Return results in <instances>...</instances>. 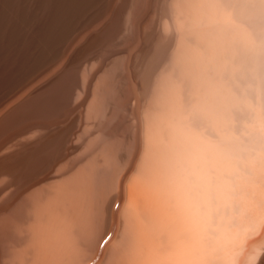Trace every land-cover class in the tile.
I'll return each instance as SVG.
<instances>
[{
  "label": "rangeland",
  "instance_id": "rangeland-1",
  "mask_svg": "<svg viewBox=\"0 0 264 264\" xmlns=\"http://www.w3.org/2000/svg\"><path fill=\"white\" fill-rule=\"evenodd\" d=\"M207 1L0 0V165L15 163L0 171V264H254L259 256L264 264V141L252 127L264 120L263 104L240 100L248 110L240 104L238 123L231 118L232 94L242 91L244 64L255 53L231 56L232 24L228 38L219 33L237 13L245 37L254 32L243 16L249 9L235 8L243 0H222L236 13L222 14L219 26L209 24L211 11L203 14ZM220 38L228 39L226 51ZM235 58L240 76L231 70ZM236 73L241 84L232 80ZM247 103L263 119L251 121L248 134L257 141L243 150L236 129L249 125L241 121L251 111ZM231 126L238 151L228 143ZM254 144L261 150L252 156ZM226 148L235 151L228 159L234 167L245 162L243 151L248 159L222 178L247 176L225 206L210 196L211 216L223 207L227 214L221 209L220 226L209 218V228L227 232L228 243L215 244L224 235L204 227L202 187L216 183ZM248 155L257 176L250 164L252 176L243 172Z\"/></svg>",
  "mask_w": 264,
  "mask_h": 264
},
{
  "label": "bare ground",
  "instance_id": "bare-ground-1",
  "mask_svg": "<svg viewBox=\"0 0 264 264\" xmlns=\"http://www.w3.org/2000/svg\"><path fill=\"white\" fill-rule=\"evenodd\" d=\"M206 1H207V0H206ZM210 1H211V0H210ZM225 1H226V0H225ZM230 1H231V0H230ZM237 1H240V0H236V2H235V0H232V2H234V3H237ZM212 2H213V0H212ZM212 2H209V0H208V1H207V3H208L207 5L204 4L205 1H204V3H203L204 5H206V9H207V6H211V7H208V9H207V10L210 9L209 11H206V9L202 8L204 5L200 7V8H202V10L204 9L203 14H206L207 12H210V11H211L210 13H207V16H208L207 18H208V19L210 18L209 16H211V15H212V16H211V19L214 18V16L216 17V18H215V19H217L216 21H215L214 19H212V20L209 19V20H210V21H209V22H210L209 24H211V25L216 24L217 22H219L218 24H221L222 22H220V21H223L224 19H222V20L220 19V20H219V18H222L225 12H226V14H227V15H225L226 17L228 16V13H229L231 10H232V12H233L234 14L236 13V12H234L235 9L233 10V9L231 8L232 6H230V5H235L234 3H233V4H229L231 10H228L229 8L226 9V8H227V7H226L227 5L225 6L226 8H223V7H224V6L222 5L223 3L220 4V3L222 2V0H221V1H219V0L216 1V0H215L213 3H212ZM223 2H224V1H223ZM240 2H242V3H240ZM240 2H238V3L235 5V8H236L237 6H240V7H241V12H242V9H243V8L249 9L248 13L245 14V15H243V16H246L245 19L248 18L247 20H249V21H248V23L250 24V25L248 24V25L250 26V27H249V31L251 32V30H252V31L254 32L253 35H254L255 38H253V42H252V40H251V38H250L251 36H253L252 34H251V36L248 35V36L245 37L246 34H243L244 32L241 31V30L244 31V24H241V25H243V28H242L241 25H240V23H242V22L239 21L240 23L238 22V24H237V23H236V24L234 23L235 20H237L238 18H240V17H239V16H241L240 13H239L238 18H237L236 15H237L238 13L235 14V16H234V15L231 14L232 12H230L231 17L233 18V19H232V18L229 16V17L231 18L230 21L233 20L234 22H233V23H229V22L227 21V20H229V19H227L226 22L221 26V28H220L221 31L218 30L219 33L221 32V34L223 33V35H226V36H224V37H222V38H228V37H227L228 32H229L228 29H230L229 26H230V24H232V25H231V26H232L231 29L234 30V34H235V35L233 36L232 42H233L234 44H235V42H237V46H238V48H237V46H235L236 49H233V52H232L233 54L231 53V54H232L231 56H233L234 53L236 52V57H240V55H239L240 53H239L238 51H241V49H243L244 52L248 50L250 53L253 52V50H254V53H255L254 55H253V53H251V54H252V57L249 56V58H250L249 63L246 62V65L244 64V66H245L244 69H246V70H245L246 72H245V78H244L245 80H244L243 89H242V91H240V92L237 90L236 94H234V93L232 94V97L235 96V97H234L235 100H232V101H233V103L235 102L234 104L237 105L236 109H235L234 106H232V107H234L236 113H237V112H240L239 110H241V108H239V107H241V106H242V110H243V108H245V110H248V109H246V107L240 102V100H243V101H245L244 103H246V102H248V99H249V100L252 99L251 101H253V104H254V106H255L256 108H258V106L261 107L262 104H263V106L261 107V108H262V114H263V113H264V112H263V111H264V10L262 9V3H261V0H250L249 2H248V0H247V1H246V0L244 1V0H243V1H240ZM10 3H11V2H10ZM218 3H219V4H218ZM201 4H202V3H201ZM215 4H216V5L218 4V5L215 6ZM238 4H239V5H238ZM241 4H242V6H241ZM212 6H213V7H212ZM77 7H78V6H77ZM221 7H222V8H221ZM200 8H199V9H200ZM217 8H219V9H217ZM237 8H238V7H237ZM8 9H9V8H8ZM213 9H214L215 11H214ZM224 9H225V10H224ZM239 9H240V8H239ZM239 9H238V10H239ZM219 10H220V11H219ZM226 10H227V11H226ZM57 11H58V10H57ZM197 11H198V10H197ZM239 11H240V10H239ZM199 12H200V11H199ZM193 13H194V12H193ZM200 13H201V12H200ZM200 13H199V14H200ZM217 13H218L219 15H218ZM61 14H62V13H61ZM197 14H198V13H197ZM215 14H216V15H215ZM222 14H223V15H222ZM243 14H244V13H243ZM201 16H202V15H201ZM218 16H219V17H218ZM226 17H225V18H226ZM229 17H228V18H229ZM199 18H200V17H199ZM202 18H204V17H202ZM208 19H207V20H208ZM218 20H219V21H218ZM238 20H241V19H238ZM204 22H205V21H204ZM0 23H1V22H0ZM243 23H244V22H243ZM218 24H216V25H218ZM225 24H226V25H225ZM234 24H235V25H234ZM224 25H225V28L223 27ZM233 25H234V28H233ZM248 25H247V26H248ZM218 26H219V25H218ZM238 27H240V29H239ZM203 28H205V27H203ZM213 28H214V30H215V26H214ZM213 28H212V29H213ZM216 28H217V26H216ZM212 29H211V30H212ZM224 29H225L226 31H225ZM207 30H208V29H207ZM211 30H210V31H211ZM223 30H224V31H223ZM199 31H200V30H199ZM203 31H204V30H203ZM230 31H231V30H230ZM240 31H241V32H240ZM207 32H209V31H207ZM211 33H212V31H211ZM217 33H218V32H217ZM226 33H227V34H226ZM241 33H242V36H241ZM214 34H216V33H214ZM214 34H212V35H214ZM221 34H220V35H221ZM248 34H249V33H248ZM220 35H216V36H220ZM223 35H221V36H223ZM237 35H238V36H237ZM221 36H220V37H221ZM240 36H241V37H240ZM249 36H250V37H249ZM214 37H215V35H214ZM248 37H249L248 40H250V42L248 43V46H246V45H244V43H246V38H248ZM215 38H216V40H217L218 37H215ZM222 38H220V39H221L223 42H222V41H219V42H220V44L222 43V46H223V47L221 46V48L223 49V51H224V50L226 51V49H225L226 47H225V46L228 47V45L226 44L228 41H225V40H228V39H222ZM234 38H235V39H234ZM218 39H219V38H218ZM255 39H256V40H255ZM234 40H236V41H234ZM214 41H215V40H214ZM224 41H225V42H224ZM254 41H256V42H254ZM211 42H213V41H211ZM216 42H217V41H216ZM238 42H240L241 45H240V43H238ZM252 43H253V44H252ZM257 43H258V46H257ZM225 44H226V45H225ZM238 44H239L240 46H239ZM246 44H247V43H246ZM249 44L253 45V46H252L253 48H251V47L249 46ZM210 45H212V44H210ZM254 45L256 46V48H255ZM244 46H246V47L244 48ZM211 47H212V46H211ZM239 47H240V50H239ZM241 47H242V48H241ZM228 48H229V47H228ZM228 48H227V49H228ZM219 49H220V48H219ZM222 49H221V51H222ZM244 49H245V50H244ZM210 50H211V49H210ZM234 50H235V51H234ZM251 50H252V51H251ZM248 51H247V52H248ZM207 52H208V51H207ZM218 52H219V51H218ZM228 52H229V51H228ZM228 52H226V53L228 54ZM197 53H198V52H197ZM222 53H223V52H222ZM224 54H225V53H223V56H224ZM237 54H238L239 56H237ZM220 55H222V54L220 53ZM220 55H219L217 58H220V57H221ZM222 58H223V57H222ZM246 58H247V57H246ZM246 58H244L243 60L245 61ZM249 58H247V59H249ZM235 59H236V58H235ZM241 59H242V58H241ZM237 60H238L239 62H238ZM243 60H242L241 62H243ZM222 61H223V62H222ZM222 61H221V64H222V66H223V64L226 62V60H225V59H224V60L222 59ZM231 61H232V60H231ZM237 62H238V63H237ZM200 63H201V62H200ZM227 63H228V62H227ZM229 63H230V62H229ZM247 63H248V64H247ZM237 64H238V65H237ZM230 66H233V67H234V68L232 67V69H231L232 72H234V71H238V73H239L238 75L240 76V73H241V72H239V71H240L241 69H240L239 67H242V66H240V59H239V58L236 59V64L234 63V65L231 64ZM207 67H208V66H207ZM236 67H237V68H236ZM209 68H210V67H209ZM214 68H216L215 65H214ZM227 68H228V67H227ZM217 69H218V68H217ZM220 69H221V68H220ZM200 71H201V70H200ZM202 72H203V71H202ZM218 73H219V72H218ZM220 74H221V72H220ZM225 74H226V73H225ZM236 75H237V73H236ZM236 75H235V76H236ZM238 75H237L236 77L233 76L232 80L235 79L236 83L241 84L242 82H241L240 77H239ZM196 76H199V73H198V75H196ZM203 76H205V75L203 74ZM208 76H209V75H208ZM208 76H207V77H208ZM222 76H224V74H222ZM222 76H221V77H222ZM238 77H239V79H237ZM196 79H198V78H196ZM206 79H208V78H206ZM220 79H223V78H220ZM236 79H237V80H236ZM208 80H210V79H208ZM208 80H203L202 82H204V81H207V82H208ZM232 80H231V82H233ZM239 80H240V81H239ZM219 81H220V83H221V80H219ZM219 81H217V83H218ZM242 81H243V80H242ZM202 82H201V83H202ZM222 82H223V81H222ZM240 82H241V83H240ZM199 83H200V82H199ZM208 83H209V82H208ZM217 83H216V84H217ZM231 84H232V83H231ZM233 84H234V85H233ZM233 84H232V85H233V88H236L235 86H237V85L235 84V82H233ZM205 85H206V84H205ZM217 85H218V84H217ZM226 85H227V84H226ZM198 86L201 87V85H199V84H198ZM215 86H216V85H215ZM218 86H219V85H218ZM218 86H217V87H218ZM227 86H228V85H227ZM240 86H241V85H240ZM219 87H220V86H219ZM237 87H238V86H237ZM241 87H242V86H241ZM195 88H198V87L195 86ZM215 88H216V87H215ZM203 89H204V88H203ZM212 89H213V88H212ZM218 89H219V88H218ZM238 89H239V88H238ZM65 90H66V89H65ZM69 90H70V89H69ZM204 90H205V89H204ZM204 90H203V91H204ZM216 90H217V89H216ZM219 90H220V89H219ZM228 90H230V89H228ZM199 91H200V88H199ZM197 92H198V91H197ZM208 92H209V91H208ZM231 92H232V91H231ZM231 92H230V93H231ZM198 93H199V92H198ZM198 93L196 94V97L198 96ZM215 93H220V92H217V91H216ZM226 94H227V92H226V90H225L223 96H224V95L226 96ZM215 96H216V94H215ZM196 97H195V98H196ZM221 97H222V96H221ZM226 97H227V98L229 97V92H228V94H227ZM202 98H203V97H202ZM218 98H219V97H217V100H218ZM229 98H231V97H229ZM229 98H228V100H229ZM200 99H201V98H200ZM200 99H199V101H200ZM211 99H212V98H211ZM222 99H223V98L220 99V102H221ZM225 99H226V98H225ZM232 99H233V98H232ZM254 99H255V100H254ZM197 100H198V99H197ZM202 100H203V99H202ZM202 100H201V101H202ZM223 100H224V99H223ZM230 100H231V99H230ZM230 100H229V101H230ZM218 101H219V100H218ZM225 101H226V100H225ZM229 101H228V102H229ZM254 101L257 102L258 105H257L256 103H254ZM205 102H206V100H205ZM239 102H240V103H239ZM249 102H250V101H249ZM218 103H219V102H218ZM225 103H227V102H225ZM231 103H232V102H230L229 105L226 104L228 107H226L225 104H224V106H225L227 109H229V107L231 106V105H230ZM194 104H195V101H194ZM214 104H215V103H214ZM240 104H241V106H240ZM222 105H223V103H222ZM249 105H250V103H247V106H249ZM256 105H257V106H256ZM199 107H200V105H199ZM202 107H204V103L202 104ZM207 107H208V106H207ZM213 107H214V106H213ZM222 107H223V106H222ZM222 107H221V108H222ZM249 107H251V111H249V114L247 113V116H246L245 118L243 117V120L241 119V121H244V122H245V120L248 119L249 121L247 120L248 122H246V123L249 124V125H248V126L242 125V127L246 128V129H244V128L241 127L240 131L236 129V131H238V133L240 132L239 134L242 133V134H241L242 137H240V139H239V138H238V139H239V141H242V140L244 139V141H243L244 143H243V146H242V148H241V149H243V150H244V148H245V145H244V144H246L247 142H251L252 139L254 138V136H256L255 134H252V137H253V138L250 137L251 133L254 132V130H252V129L249 127L251 121L254 122V121H256L255 119H258V118L260 119V117L263 116V115L260 114L261 116H260V117H259V116L257 117L258 114L256 115V113H254V112H257V111H258V112L261 113V110H258V109H257V110H254L253 106H251V105H250ZM219 108H220V107H219ZM181 109H182V108H181ZM181 109H180V110H181ZM215 109H217V108H215ZM238 109H239V110H238ZM198 110H199V109H198ZM200 110H201V109H200ZM220 110H221V109H220ZM252 110H253V111H252ZM205 111H206V109H205ZM205 111H202V112H205ZM214 111H215V110H214ZM243 111H244V110H243ZM179 112H180V111H179ZM197 112H198V111H197ZM217 112H218V111H217ZM229 112H230V110H229ZM252 112L256 115L257 118H254L255 115H254ZM200 113H201V112H200ZM233 113H234V112H233ZM241 113H242V112H241ZM207 114H208V113H206V115H207ZM213 114H214V113H213ZM239 114H240V113H239ZM191 115H192V114H191ZM206 115H205V116H206ZM222 115H223V114H222ZM225 115H226V114H225ZM237 115H238V113H237L235 116H233V117L229 116V117H231V118L233 119V121H235V124L238 123L237 118H236ZM245 115H246V114H245ZM248 115H249V117H248ZM253 115H254V116H253ZM208 116H209V115H208ZM223 116H224V115H223ZM223 116H221V117H223ZM226 116H227V115H226ZM226 116L224 117L225 119L228 118V117H226ZM182 117H184V115H183ZM182 117H181V118H182ZM206 117H207V116H206ZM217 117H218V116H217ZM221 117H220V118H221ZM263 117H264V116H263ZM231 118H230V119H231ZM235 118H236V120H235ZM207 119H210V118H207ZM218 119H219V118H218ZM218 119H217V120H218ZM232 119H231V120H232ZM261 119H263V118H261ZM261 119H260V120H261ZM228 120H229V118H228ZM231 120H229V121L231 122ZM209 121H210V120H209ZM241 121H240V122H241ZM262 121H264V120H262ZM262 121H260V124L262 123V124H261L262 126H260V124H258V123H257V124H258L259 126H258L256 123H253V125H252V127L255 126L254 129H256V131H257L256 134H259V133L262 132V134L264 135V127H263L264 124H263ZM219 122H220V121H219ZM219 122H218V123H219ZM225 122H226V120H225ZM240 122H239V123H240ZM257 122H259V121L257 120ZM222 123H223V122H222ZM227 123H228V122H227ZM233 123H234V122H233ZM233 123L231 122L230 125L233 126ZM241 123H242V122H241ZM168 124H169V123H168ZM175 124H176V123H175ZM214 124H215V123H214ZM216 124H217V123H216ZM255 124H256L257 126H256ZM170 125H172V123H170ZM223 125H224V124H223ZM168 126H169V125H168ZM213 126H215V125H213ZM224 126H225V125H224ZM226 126H227V124H226ZM226 126H225V127H226ZM232 126H231L229 129H227V130L229 131L231 128H233V129H231L230 131L233 132V130H234L233 133H234L235 135H233V136L235 137V139H233L234 137H233V138L231 137V139H230L231 142H228V140L226 139L227 137L224 136L225 139H226V141H224L225 139H224L223 141H224L225 143L228 142V143H230V144L233 142L234 145H235V142H234V141H236V138H237L236 136H238L239 134H238V135L236 134L235 129H234L235 126H234V127H232ZM171 127H172V126H171ZM175 127H176V126H175ZM211 127H212V126H211ZM216 127H218V126H216ZM225 127H224V128H225ZM227 127H228V126H227ZM238 127H239V126H238ZM247 127H249V128L247 129ZM256 127H258V128H256ZM260 127H261V128H260ZM169 128H170V127H169ZM173 128H174V127H173ZM188 128H189V127H188ZM214 128H215V127H214ZM236 128H237V127H236ZM175 129H176V128H175ZM211 129H212V128H211ZM218 129H219V128H218ZM261 129H262L263 131H262ZM171 130H172V129H171ZM197 130H198V129H197ZM243 130H245V131L247 132V134H246V132L243 131ZM249 130H252V131H249ZM258 130H259V133H258ZM181 131H182V130H181ZM194 131H195V130H194ZM232 132H231V133H232ZM244 132H245V134H246L247 136H245ZM248 132H251V133H249L250 135L248 134ZM219 133H220V132H219ZM221 133H222V132H221ZM223 133H224V130H223ZM225 133H226V128H225ZM226 134H227V133H226ZM243 134H244V135H243ZM185 135H186V134H185ZM189 135H190V134H189ZM219 135H220V134H219ZM227 135H229V133H228ZM230 135H231V134H230ZM230 135H229V136H230ZM241 135H240V136H241ZM248 135H249V136H248ZM259 135H260V134H259ZM259 135H258L257 137H259ZM263 135H260L261 138L263 137ZM196 136H197V135H196ZM220 136H221V135H220ZM231 136H232V135H231ZM185 137H187V136H185ZM185 137H184L183 139H185ZM188 137H189V136H188ZM257 137H256V138H257ZM158 138H159V137H158ZM192 138H193V137H192ZM251 138H252V139H251ZM261 138L259 137V140H258L259 143H260V140H262L261 142L264 141V140H263L264 137H263V139H261ZM219 139H220V138H219ZM222 139H223V138H222ZM232 139H233V141H232ZM245 139H246L247 141H246ZM249 139H251V140H249ZM161 141H162V140H161ZM188 141H189V140H188ZM188 141H187V142H188ZM221 141H222V140H221ZM239 141H238V142H239ZM253 141H257V140H255V138H254ZM162 142H163V141H162ZM183 142H184V141H183ZM224 142H223V143H224ZM60 143H61V142H60ZM173 143H174V142H173ZM191 143H192V142H191ZM233 143H232V144H233ZM252 143H253V142H252ZM255 143H256V142H255ZM257 143H258V142H257ZM232 144H231V145H232ZM236 144H238V143H236ZM241 144H242V142H241L239 145H241ZM223 145H224V144H223ZM228 145H229V144H227V145H225V146H228ZM234 145H232V146H234ZM246 145H249V143L246 144ZM251 145H253V144H251ZM39 146H40V145H39ZM154 146H155V145H154ZM256 146H257V145H255V144H254V146H252V147H254L253 149L255 150L254 153H253V151H252V152H249L250 154L252 153V156H255L256 152H257V151L259 152V151L261 150V149H259L260 147H259L258 149H255ZM258 146H260V145L258 144ZM156 147H157V146H156ZM249 147H250V146H249ZM263 147H264V146H263ZM228 148H229V147H228ZM224 149H225V148H224ZM231 149H232V148H231ZM237 149H239V146H238V145H235V150L238 151ZM241 149H240V151H243V150H241ZM247 149H249V148L247 147ZM258 152H257V153H258ZM242 153H244L245 155L243 154V157H242V155H241V157H240L241 159H240V160H243V159L245 158L244 160H245V162H247V159H248V158H246V155H247V154H246L244 151H243ZM160 154H161V153H160ZM229 154H230V150L228 149V151H227V148H226V155L224 156V158L227 159L228 162H226V161L222 158L224 162H222V165H223L222 168L218 170L219 173H218V175H217V181H216V183H215V184H212V185L210 186V188H208L207 185H206V187H204V185H203V187H202V190L204 191L203 201H204V205H205V214H206L205 216L207 217V218H205V219H206V220H205L206 223L204 224V225H205L204 227H205V229H206L207 232H208V228H209L208 223L210 224V220H212V218H215V220L212 221L213 223H214V221H215V223L213 224V223L211 222V224L214 225L213 227H215V225L220 226V225H223V224H224V221H223L224 219L222 220L223 222H220V221H219V223L216 222L220 216H222V217L224 216V214L221 213V209L223 210V208H224L223 206H222L223 208H221L220 210L218 209V211H219V213H218V216H219V217H218V218H217L216 213H213L214 217L211 216V209H212L211 207H214V208H215V206H216V205H215V206H211L212 204H210L211 201H209V199H210L211 194H215L216 198H217L218 200H220V203H219V201L217 200L218 203H219V204H223V205L225 206V204H226L228 201H230L231 198L234 197L233 194H232V191H233L234 186H238L237 188H240V187L243 186L242 184H244V182L242 181V179H244V178L247 176L246 174L249 173V174L251 175V172H252V171H253V172H252V175H253V174L256 175L257 173H258V174L261 173L260 170H258V172L255 173V170H256V169L254 170V168H255V159H254L252 156L249 157L250 155H248L247 157L251 158V160H250L249 163L246 164V167H247V168H246V169L243 168V170H244L243 172H246V174H245L246 176H243L244 178H241V177L238 176L237 174H234L235 177H231V175H230L231 178H234V179H231V178L229 177L230 181H228V180L226 179V177L229 176V174L225 175L226 177L224 176V178H222V177H223V176H222L223 172H224V174H225V172H226L227 170L229 171L232 167L236 166V165H234L235 163H233L234 166L231 165V163L234 162V161H231V162L229 163V160H231V158H232L231 156H232V155H235V151L232 153V150H231V154H230V155H229ZM35 155H36V154H35ZM164 155H165V154H164ZM227 155H228V156H227ZM261 155H264L263 152H261V153L259 154L260 157L258 156V157L260 158L259 161L262 160V159H261ZM204 156H205V155H204ZM229 156H230V157H229ZM234 157H235V156H234ZM242 158H243V159H242ZM13 159H14V158H13ZM184 159H185V158H184ZM228 159H229V160H228ZM237 160H238V158H237ZM257 160H258V159H257ZM235 161H236V160H235ZM248 161H249V160H248ZM259 161H257V162H258V166L256 165L257 168H260L259 165H261V164L264 162V160H262L263 162H262V163L260 162L261 164H259ZM245 162L242 161V163H245ZM11 163H14V162L12 161ZM11 163H10V164H11ZM18 163H19V162H18ZM182 163H183V162H182ZM242 163H241V162L239 163L240 169H242V166L244 165V164H242ZM14 164H15V163H14ZM14 164H13V165H14ZM241 164H242V166H241ZM249 164L252 166V168L254 167L252 171H250L252 168L249 169V167H250ZM8 165H9V164H8ZM8 165H7V166H4L3 164L0 165V171H1V170H10L11 168H8ZM13 165H9V166L12 167ZM262 165L264 166V164H262ZM262 165H261V166H262ZM244 166H245V165H244ZM159 167H160V166H159ZM217 167H218V166H217ZM234 168H237V170L240 171V169L238 168V166H237V167H234ZM235 170H236V169H234L233 171H235ZM237 170H236L235 172H237ZM247 170H249V172H248ZM261 170H262V169H261ZM263 170H264V168H263ZM201 171H202V170H201ZM228 171H227L226 173H229V172H230V171H229V172H228ZM239 171H238V174H240ZM235 172H234V173H235ZM259 172H260V173H259ZM224 174H223V175H224ZM190 175H191V174H190ZM242 175H243V173H242ZM250 175H249V176H250ZM252 175H251V176H252ZM256 176H257V175H256ZM185 177H186V180L188 181L187 176H185ZM207 177H208V176H207ZM258 177H260V180H261V175L258 176ZM248 178H249V177H248ZM263 178H264V176H263ZM263 178H262L261 181H264ZM245 179H246V178H245ZM226 180H227V181H226ZM232 180L234 181L235 185H234V183H233V184L231 183ZM233 181H232V182H233ZM247 181H248V180H247ZM186 183H187V182H186ZM186 187H188V185H186ZM231 187H232V190L230 191L229 189H230ZM252 187H253V186H252ZM240 190H242V189L240 188ZM240 190H239V191H240ZM184 191H186V188L184 189ZM182 192H183V190H182ZM234 193H235V191H234ZM239 193H241V192H239ZM244 193H245V192H244ZM244 193H243V194H244ZM236 195H238V191H237ZM239 195H240V194H239ZM239 195H238V196H239ZM236 197H237V196H236ZM239 198H243V197H241V195H240ZM235 199H236V200L234 201V206H235V207H236V206H240V205H239V204H240V202H239L240 199H238V201H237V198H235ZM177 200H178V199H177ZM243 200H244V198H243ZM243 200H241V201H243ZM258 200H259V199H258ZM221 202H223V203H221ZM238 202H239V203H238ZM224 203H225V204H224ZM235 203H236V204H235ZM242 203H243V202H242ZM242 203H241V204H242ZM216 204H217V203H216ZM219 204H218V205H219ZM237 204H238V205H237ZM204 205H203V207H204ZM218 205H217V206H218ZM258 205H259V204H258ZM196 206H198V205H196ZM196 206H194V207L197 208ZM199 208H200V206H199ZM214 208H213V209H214ZM233 208H234V207H233ZM233 208H232V209H233ZM238 208H239V207H237V209H238ZM135 209H136V208H135ZM223 211H224V210H223ZM137 212H138V210H137ZM220 213H221V214H220ZM223 213L226 214L225 211H224ZM202 214L204 215V211H203ZM215 215H216V216H215ZM226 215H227V214H226ZM210 216H211V218H210ZM225 217H226V216H225ZM209 218H210V220H209ZM223 218H224V217H223ZM203 219H204V217H203ZM220 219H221V218H220ZM257 219H258V218H257ZM208 221H209V222H208ZM231 222L233 223V220H232ZM231 222H230V223H231ZM238 222H239V221H238ZM236 223H237V222H236ZM211 224H210V225H211ZM219 224H220V225H219ZM232 225H233V224H232ZM234 226H235V225H234ZM173 227H174V226H173ZM204 227H203V228H204ZM210 227H211V226H210ZM213 227H212V228H209V230L211 229V231H209V232H210V233H211V232H214L213 234H215V237H216L217 235H218V236H219V235H220V236H221V235H224L223 239H215V240L213 241V243H215V244H217V243H218V244H224V241H226V239L228 238V237H226V239H225V234H227V232L225 231V234H222V233H224L222 227H218V228H221V230H220V229H216L217 231H216ZM143 228H144V226H143ZM258 228H259V227H258ZM144 229H145V228H144ZM171 229H172V228H171ZM171 229H170V230H171ZM148 230H149V229H148ZM148 230L146 229L147 232H148ZM183 230H184V229H183ZM186 230H187V227H186ZM186 230H185V231H186ZM224 230H226V229H224ZM230 230H232V229H230ZM167 231H168V230H167ZM187 231H188V230H187ZM206 231H205L204 233L207 234ZM215 231H216V233H215ZM218 231H219V233H218ZM144 232H145V231H144ZM147 232H145V234H146ZM235 232H236V231H235ZM238 233H239V232H238ZM173 234H174V233H173ZM175 234H177V233H175ZM213 234L211 233L210 235H213ZM216 234H217V235H216ZM230 234H231V233H230ZM177 235H178V234H177ZM194 235H195V234H194ZM201 235H202V234H201ZM203 235H205V234H203ZM208 235H209V234H208ZM146 236H147V235H146ZM226 236H227V235H226ZM224 239H225V240H224ZM230 239H231V238H230ZM222 241H223V242H222ZM210 242H211V241H210ZM221 242H222V243H221ZM226 242L228 243V241H226ZM219 246H221V245H219ZM222 247H223V246H222ZM225 247H226V246H225ZM259 258H260V256L256 259V262H255L254 264H258V263H259V262H258ZM254 261H255V260H254ZM257 262H258V263H257Z\"/></svg>",
  "mask_w": 264,
  "mask_h": 264
},
{
  "label": "crops",
  "instance_id": "crops-1",
  "mask_svg": "<svg viewBox=\"0 0 264 264\" xmlns=\"http://www.w3.org/2000/svg\"><path fill=\"white\" fill-rule=\"evenodd\" d=\"M85 264H88V261Z\"/></svg>",
  "mask_w": 264,
  "mask_h": 264
}]
</instances>
